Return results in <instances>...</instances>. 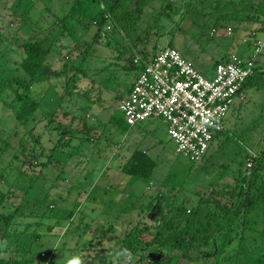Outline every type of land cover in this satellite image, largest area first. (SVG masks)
<instances>
[{
    "label": "rangeland",
    "instance_id": "1",
    "mask_svg": "<svg viewBox=\"0 0 264 264\" xmlns=\"http://www.w3.org/2000/svg\"><path fill=\"white\" fill-rule=\"evenodd\" d=\"M72 1L0 0V264H65L64 252L82 264H264V199L244 206L264 179V73L250 76L196 162L176 151L160 119L127 126L118 109L143 52L174 47L207 77L229 53L249 55L243 39L253 28L264 40V0H146L129 22L135 0H118L113 12L116 0H93L82 23L60 20ZM35 40L50 50L26 90L22 45ZM84 42L93 44L86 57ZM263 61L264 46L258 70ZM19 96L38 102L24 118ZM135 149L155 162L148 178L119 172ZM214 199L241 206L226 250L208 256L221 247L216 235L196 252L173 247L169 221L178 232L194 212L206 228Z\"/></svg>",
    "mask_w": 264,
    "mask_h": 264
},
{
    "label": "built area",
    "instance_id": "2",
    "mask_svg": "<svg viewBox=\"0 0 264 264\" xmlns=\"http://www.w3.org/2000/svg\"><path fill=\"white\" fill-rule=\"evenodd\" d=\"M250 36L253 54L243 58L229 53L215 62L211 77L171 46L132 58L137 74L118 106L123 122L134 126L148 118L160 119L176 151L192 162L201 160L214 137L223 131L235 98L242 95L244 83L254 73L264 40L254 32Z\"/></svg>",
    "mask_w": 264,
    "mask_h": 264
},
{
    "label": "trees",
    "instance_id": "3",
    "mask_svg": "<svg viewBox=\"0 0 264 264\" xmlns=\"http://www.w3.org/2000/svg\"><path fill=\"white\" fill-rule=\"evenodd\" d=\"M93 0H73L70 4V7L68 8L67 13L63 15L60 20L65 21H72V20H78L80 23H82L81 18L87 15L89 3ZM137 3V6L135 7L136 14H133V12L126 10L124 12V18L127 19L129 22L130 20H135V17L137 15V18L142 13L143 7L146 4V0H135ZM118 0L115 1L114 5L110 7L111 11H114V7L117 5ZM67 22V23H68ZM69 22V23H70ZM69 31V35L75 39L74 31L70 26H66ZM264 27V24H261L260 28L262 29ZM43 41L35 40L30 43H25L22 45V50L26 55L25 60L21 63L22 70L29 76V79L21 85L22 88L28 90L31 87L32 81L34 77L36 76L40 66L44 62L46 56L49 54V47H46L43 45ZM77 44V43H76ZM83 48L80 50V55L83 57L88 56L90 51L92 50L93 44L92 42H84ZM144 56H147V53L144 52ZM219 61V60H218ZM217 62V61H216ZM133 66V65H132ZM256 72V67L254 70V73ZM253 73V74H254ZM75 74L72 75L74 77ZM71 77V79H72ZM250 78V77H249ZM248 78V79H249ZM248 79L243 85V89L245 86L248 85ZM129 90V89H128ZM18 100L22 102L20 111L17 113L18 117L24 118L27 115H30L32 112L35 111L36 106L38 104L37 101L27 98V102L25 101V98H22L21 96L18 97ZM222 132V131H221ZM219 134V133H218ZM218 134L214 137V139L218 136ZM213 139V140H214ZM259 161V164L262 163L261 160ZM243 160L241 159L238 162V166L240 168L236 172V174L240 173L241 166L243 164ZM155 162L154 160L145 152L139 149H135L131 155L128 157L126 162L121 167V171L127 175L130 176H139L148 178L151 176L152 171L154 169ZM257 175V174H256ZM243 177H245L243 173ZM259 187L260 193L257 195L253 194L251 197H247L244 202V206H252L254 205L255 200L264 199V179H261L259 181ZM237 184L230 185V189L233 190L236 188ZM242 188V187H241ZM241 191V190H240ZM239 196V195H238ZM237 196V197H238ZM6 195L0 191V207L3 204V202L6 199ZM214 204L219 206V209H217L215 212H213L211 215L209 213H205L204 219L206 222V228H200L199 226V215L196 213L189 214L186 217V221L188 223L187 227L181 228L180 231H176V228H174V223L170 220L169 224L164 228L169 233L174 232V234L171 236V240L173 241L172 245L173 247L178 249H181L180 247H183L187 250L192 251L195 249V252L199 250L204 245H209L212 239L216 236H218V239L221 241V247H218L217 249L212 250V252L209 253L208 256H213L217 253L224 252L226 250V247L231 242L232 239H234L237 235V228L236 226V216L240 209V205L236 204L233 207L225 204L220 203L219 200L214 199ZM182 215L185 213V209L181 208ZM214 225V227H213ZM198 227V228H197ZM213 227V228H212ZM244 228H241L243 231ZM160 230V229H159ZM158 231V230H157ZM157 236L155 240L161 239V234L159 232H156ZM246 235L243 233H240L238 235L239 240L245 239ZM188 258L190 257V252H186L184 254ZM206 254H204L205 256ZM167 257V255H163V258ZM201 257L197 258L200 259ZM170 257H167V260H170ZM31 262V261H30ZM259 263H261V260H258ZM18 264H31L28 262H19Z\"/></svg>",
    "mask_w": 264,
    "mask_h": 264
},
{
    "label": "crops",
    "instance_id": "4",
    "mask_svg": "<svg viewBox=\"0 0 264 264\" xmlns=\"http://www.w3.org/2000/svg\"><path fill=\"white\" fill-rule=\"evenodd\" d=\"M256 28V27H255ZM255 28H253V30L251 31V32H254L255 33V35L257 36V31L255 30ZM262 30H263V28H262ZM250 37L248 38V37H246V38H244L243 39V44H247V47H249V46H252V52L251 53H249V55L247 54L246 55V57L245 56H243V55H240L241 57H243V58H247V57H249V56H251L252 54H253V45H252V42H250ZM263 50V49H262ZM242 53H243V50H242ZM262 53V52H261ZM260 53V54H261ZM244 54V53H243ZM239 55V54H238ZM245 55V54H244ZM259 67H260V70H258L257 69V65H256V72H258L259 74H260V76L264 73V61H263V64L262 65H259ZM240 98V97H239ZM134 151V150H133ZM132 151V152H133ZM131 152V153H132ZM143 152H145V151H143ZM131 153L129 154V156L131 155ZM145 153H147V152H145ZM148 154V153H147ZM129 156H127L126 157V159L123 161V163L122 164H120L119 165V172H121V167H122V165L124 164V162H126V160L128 159V157ZM116 173L118 174V172L116 171Z\"/></svg>",
    "mask_w": 264,
    "mask_h": 264
},
{
    "label": "clouds",
    "instance_id": "5",
    "mask_svg": "<svg viewBox=\"0 0 264 264\" xmlns=\"http://www.w3.org/2000/svg\"><path fill=\"white\" fill-rule=\"evenodd\" d=\"M63 255L65 257V264H82V257L78 252L77 253L64 252ZM115 255L117 257H120L122 255H125V253L117 251Z\"/></svg>",
    "mask_w": 264,
    "mask_h": 264
}]
</instances>
